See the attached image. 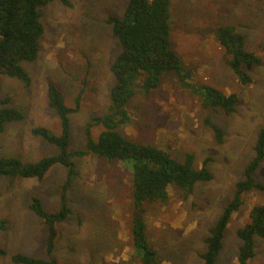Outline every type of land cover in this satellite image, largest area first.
<instances>
[{"label": "rangeland", "instance_id": "rangeland-1", "mask_svg": "<svg viewBox=\"0 0 264 264\" xmlns=\"http://www.w3.org/2000/svg\"><path fill=\"white\" fill-rule=\"evenodd\" d=\"M55 0L41 9L43 33L38 57L22 64L31 76L26 86L18 78L1 76V94L24 113L20 121L7 122L0 130V158L34 161L57 152V147L30 133L33 125L60 132L56 111L48 104L47 83L53 82L68 106L82 93L80 108L71 113L69 149L85 147V125L108 111L109 92L115 82L110 65L119 52L106 18L120 16L127 0ZM170 45L183 69L191 72L188 83L212 85L226 94L236 93L231 113L204 106L197 90L182 85L175 72H165L150 91L135 87L126 104L130 122L118 126L126 137L166 150L182 161L193 154V167L205 165L212 174L198 182L184 198L170 188L166 202L145 203L143 213L150 244L157 251L155 264H202L204 239L222 208L232 199L234 184L244 178L253 156L257 132L264 127V0H171ZM233 26L244 37L245 47L260 59L250 71L252 81L241 84L223 58L215 30ZM193 86V87H194ZM208 120V122H207ZM211 124L223 133L217 141ZM91 127L92 138L102 131ZM77 174L66 190L68 216L56 223L54 256L58 264H140L131 245L132 184L130 165L101 160L92 154L73 157ZM264 185V159L254 171ZM67 169L53 166L44 179H11L0 176V264H16V252L46 257V227L30 208L39 196L46 210L59 207ZM264 203V190L244 193L243 204L229 220L215 264H237L241 239L237 229L248 221L252 205ZM248 264H264V238L255 239V255Z\"/></svg>", "mask_w": 264, "mask_h": 264}, {"label": "trees", "instance_id": "trees-1", "mask_svg": "<svg viewBox=\"0 0 264 264\" xmlns=\"http://www.w3.org/2000/svg\"><path fill=\"white\" fill-rule=\"evenodd\" d=\"M55 0H0V130L7 122L24 118L21 109L11 105L10 96L1 94V76L18 78L26 86L31 76L23 62H31L38 57L40 38L43 33L41 9ZM68 4V0H58ZM171 0H127L120 16L109 14L106 21L111 26L113 37L119 44V52L110 65L115 82L110 88L108 111L95 116L85 125V147L75 151L69 149L71 113L79 110L82 93H78L74 104L65 103L61 90L53 83H47L48 104L53 108L60 122V132L42 125L30 127V133L40 136L57 147V152L45 155L34 161H24L18 157L0 158V176L14 179H44L55 165L67 169V179L63 183L59 207L46 210L39 196H31L30 208L46 227L45 255L38 257L23 252L10 256L16 264H58L54 256L57 237L56 223L64 220L71 212L66 199V190L77 174L73 157L92 154L101 160H120L129 163L132 184L131 245L133 256L140 264H155L157 251L150 244L146 222L143 216L144 205L148 202H166L170 198L169 189L175 188L187 198L198 182H206L212 174L205 165L193 167V154L186 153L182 161L173 158L166 150L136 142L123 135L117 128L130 122V114L125 108L135 93V87L150 91L160 86L165 72H175L182 85L197 90L204 106L221 108L231 113L238 101L236 93L226 94L212 85L195 87L188 83L191 72L185 71L179 55L171 48ZM215 36L223 48V58L237 76L241 84L252 81L249 71L260 63L259 57L245 47L244 37L233 26L219 24ZM188 80V81H187ZM194 86V87H193ZM208 122V120H207ZM101 124L102 131L92 138L91 127ZM215 138L222 141V130L211 124ZM253 156L244 170V178L236 181L232 199L222 208L215 223L208 229L204 239L205 249L200 254L202 264H215L222 247L224 232L232 215L243 204V195L251 189L264 190V185L254 177V171L264 159V127L257 132L253 145ZM248 221L237 229L241 239L238 248L237 264H248L255 255V239L264 238V203L251 206ZM0 228L4 221L0 220ZM6 249L0 246V255Z\"/></svg>", "mask_w": 264, "mask_h": 264}]
</instances>
